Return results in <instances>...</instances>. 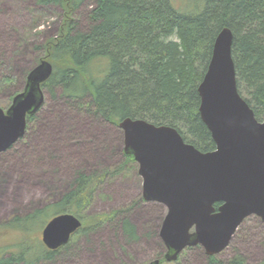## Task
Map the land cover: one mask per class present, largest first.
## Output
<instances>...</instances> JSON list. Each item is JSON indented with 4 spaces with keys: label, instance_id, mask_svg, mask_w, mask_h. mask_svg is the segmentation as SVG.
Here are the masks:
<instances>
[{
    "label": "trees",
    "instance_id": "obj_1",
    "mask_svg": "<svg viewBox=\"0 0 264 264\" xmlns=\"http://www.w3.org/2000/svg\"><path fill=\"white\" fill-rule=\"evenodd\" d=\"M85 1L37 0L64 8L59 34L44 46L53 73L42 86L53 99L82 107L90 95L88 111L96 118L115 125L127 117L168 124L201 151L214 150L211 132L200 116L198 87L208 69L215 39L227 26L234 33L232 54L238 87L241 82L247 85L251 98L246 100L257 119L264 120V0H185L184 10L172 0H91L90 25L84 30L72 14ZM37 112L27 116L28 124ZM124 154L126 161L134 160ZM109 174L78 171L70 191L51 206L50 219L72 213L83 221L82 209ZM48 208L16 217L3 227L24 233L36 231L30 225L32 218ZM114 217V213L96 215L72 237ZM119 228L128 242L139 239L129 218H122ZM72 237L66 245L50 250L40 239L33 244L28 236L8 258L2 255L0 264L53 261L70 246ZM28 250L36 251L35 255L28 257ZM221 263L215 256H207L204 264ZM230 264L247 262L239 253Z\"/></svg>",
    "mask_w": 264,
    "mask_h": 264
},
{
    "label": "rangeland",
    "instance_id": "obj_2",
    "mask_svg": "<svg viewBox=\"0 0 264 264\" xmlns=\"http://www.w3.org/2000/svg\"><path fill=\"white\" fill-rule=\"evenodd\" d=\"M172 2L181 10L186 7L185 0ZM91 8L92 1L86 0L72 14L84 30L90 25ZM63 21L64 8L60 5H42L37 0H0L1 108L7 110L13 97L24 89L29 72L46 56L45 44L59 34ZM239 91L250 100L251 91L244 82ZM44 95V104L29 122L25 135L0 153V257L8 258L18 242L28 236L33 244L39 239L42 242L43 227L54 210L51 206L70 191L78 171H108L106 180L97 186L94 197L81 211L83 230L84 223H90L96 215L114 213L115 217L75 234L70 246L62 249L53 261L39 264H148L157 258L163 260L161 264H204L208 255L201 245L187 246L175 260L165 258L167 249L160 229L167 207L143 198L139 164L135 159L126 161L124 132L119 125L96 118L88 111L90 95L83 100L82 107L53 99L45 87ZM46 208L30 222L36 231L24 233L3 227L16 217ZM124 217L136 226L138 240H126L119 228ZM35 253L27 251L28 257ZM239 253L247 264H264L261 217L248 216L230 244L213 256L221 264H230Z\"/></svg>",
    "mask_w": 264,
    "mask_h": 264
},
{
    "label": "water",
    "instance_id": "obj_3",
    "mask_svg": "<svg viewBox=\"0 0 264 264\" xmlns=\"http://www.w3.org/2000/svg\"><path fill=\"white\" fill-rule=\"evenodd\" d=\"M233 40L232 29L223 27L198 87L200 116L211 132L214 150L201 151L168 124L131 117L118 124L124 132V152L139 164L143 198L167 207L160 237L169 261L194 245H201L208 256L216 255L248 216L264 221V120L257 119L239 91ZM52 73L53 64L42 59L9 108L0 107V153L25 135L27 116L43 106L42 84ZM82 225L72 213L58 214L43 227L42 242L56 250ZM148 264H161V259Z\"/></svg>",
    "mask_w": 264,
    "mask_h": 264
}]
</instances>
